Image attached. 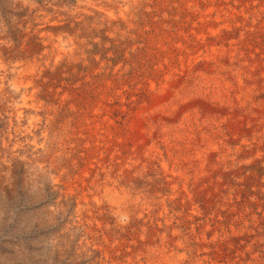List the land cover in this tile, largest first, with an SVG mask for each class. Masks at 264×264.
Here are the masks:
<instances>
[{
    "label": "rangeland",
    "instance_id": "1",
    "mask_svg": "<svg viewBox=\"0 0 264 264\" xmlns=\"http://www.w3.org/2000/svg\"><path fill=\"white\" fill-rule=\"evenodd\" d=\"M228 1L160 62L78 0H0V264H264V0Z\"/></svg>",
    "mask_w": 264,
    "mask_h": 264
},
{
    "label": "bare ground",
    "instance_id": "2",
    "mask_svg": "<svg viewBox=\"0 0 264 264\" xmlns=\"http://www.w3.org/2000/svg\"><path fill=\"white\" fill-rule=\"evenodd\" d=\"M60 12V11H59ZM238 12L228 0H78L71 17L99 16L113 27V42L125 57L143 44L154 60L189 62L202 54L196 40L208 42L211 36L225 30L227 16ZM70 18V17H69ZM59 19V18H58ZM82 19V18H81ZM91 19V18H90ZM96 19V18H95ZM66 21V20H65ZM73 21V20H72ZM98 21V20H97ZM79 22L78 20L76 23ZM81 22V21H80ZM86 22V20H85ZM91 22V21H90ZM42 23V22H41ZM40 23V24H41ZM56 24V23H55ZM82 24V23H81ZM91 24V23H90ZM44 25V24H43ZM42 25V26H43ZM64 25V24H63ZM66 25V24H65ZM77 25V24H76ZM79 25V24H78ZM99 25V24H98ZM62 26V25H61ZM97 26V25H96ZM45 27V26H44ZM91 27V26H90ZM99 27V26H98ZM102 27V26H101ZM60 28V27H59ZM55 29V28H54ZM58 29V28H57ZM68 29V28H67ZM83 29V28H82ZM100 29V28H99ZM110 29V28H109ZM112 29V28H111ZM44 30V29H43ZM52 30V29H51ZM59 30V29H58ZM86 30V29H85ZM48 31V30H47ZM89 31V30H87ZM93 31V29H92ZM96 31V30H95ZM104 31V29H103ZM106 31V30H105ZM111 31V30H110ZM42 33V32H41ZM70 33V32H69ZM86 33V32H85ZM105 33V32H104ZM35 34V33H34ZM53 34V33H52ZM77 34V32H76ZM103 34V33H102ZM108 34V33H107ZM50 35V34H49ZM78 35V34H77ZM89 35V34H87ZM82 36V35H81ZM79 36V37H81ZM92 36V35H91ZM101 36V35H100ZM104 36V34H103ZM52 37V36H51ZM88 37V36H87ZM98 37V36H97ZM96 37V38H97ZM43 39V38H42ZM74 39V38H73ZM92 39V38H91ZM109 39V38H108ZM111 39V40H112ZM76 40V39H75ZM80 40V39H79ZM78 40V41H79ZM86 41V40H85ZM102 41V40H101ZM107 41V40H106ZM104 42V41H103ZM112 41H110L111 43ZM78 43V42H77ZM93 43V42H92ZM89 44H91L89 42ZM99 44V43H98ZM105 44V43H104ZM115 44V45H116ZM125 44V47H123ZM47 45V44H46ZM111 45V44H110ZM80 46V45H79ZM205 46V45H204ZM207 46V45H206ZM144 48V47H143ZM197 48V49H196ZM87 49V48H86ZM59 50V49H58ZM50 51V50H49ZM62 51V50H61ZM82 51V50H80ZM84 51V50H83ZM143 51V50H142ZM178 51V52H177ZM47 52V51H46ZM57 52V51H56ZM63 52V51H62ZM65 52V51H64ZM72 52V51H71ZM217 52V51H216ZM220 52V51H219ZM61 53V52H60ZM73 53V52H72ZM79 53V52H78ZM210 53V52H209ZM71 55V54H70ZM151 55V56H152ZM73 56V55H72ZM101 57V56H100ZM72 58V57H71ZM83 58V57H82ZM151 58V57H150ZM77 59V58H76ZM56 60V59H55ZM60 60V59H59ZM125 60V59H124ZM132 60V59H131ZM57 61V60H56ZM90 61V60H89ZM77 59V63H78ZM83 62V61H82ZM100 62V61H99ZM150 62V61H149ZM101 63V62H100ZM69 64V63H68ZM187 64V63H186ZM103 65V64H102ZM162 65V64H161ZM185 65V64H184ZM113 66V65H112ZM120 66V65H119ZM165 66V65H164ZM101 67V66H100ZM72 68V67H71ZM117 68V67H116ZM91 70V69H90ZM117 70V69H116ZM95 71V70H94ZM120 72V71H119ZM35 73V72H34ZM116 74V73H115ZM121 74V73H120ZM119 74V75H120ZM33 77V76H32ZM29 81V80H28ZM34 82V81H33ZM114 82V81H113ZM60 85V84H59ZM24 87V86H23ZM26 87V86H25ZM22 88V87H21ZM105 89V88H104ZM35 94V93H34ZM40 96V95H39ZM90 96V95H89ZM105 96V95H104ZM101 98V97H100ZM39 99V98H38ZM99 99V98H98ZM29 102V101H28ZM94 103V102H93ZM96 103V102H95ZM23 104V103H22ZM71 105V104H70ZM102 105V104H101ZM41 106V105H39ZM103 106V105H102ZM95 109V108H94ZM93 110V109H92ZM38 112V111H37ZM40 113V112H39ZM85 113V112H84ZM18 114V113H17ZM97 114V113H96ZM96 116V115H95ZM22 117V116H21ZM88 117V116H87ZM51 118V117H50ZM90 119V118H89ZM50 120V119H49ZM41 121V120H40ZM90 124V122L88 123ZM96 124V123H95ZM92 126V125H91ZM66 127V126H65ZM92 128V127H91ZM103 129V128H102ZM78 132V131H77ZM67 134V133H66ZM47 135V134H46ZM168 136V135H167ZM58 137V136H57ZM73 139V138H72ZM79 139V138H78ZM68 140V139H67ZM165 140V139H164ZM72 141V140H71ZM77 141V140H76ZM62 142V141H61ZM79 142V141H77ZM100 142V141H99ZM66 143V142H65ZM77 144V143H76ZM80 144V143H79ZM62 145V144H61ZM83 145V144H82ZM69 146V145H67ZM59 147V146H58ZM151 147V146H150ZM66 149V148H64ZM192 149V148H191ZM149 150V149H148ZM65 152V151H64ZM156 152V151H154ZM143 153V150H142ZM173 153V152H172ZM193 153V152H192ZM147 154V153H145ZM155 154V153H154ZM160 156V155H159ZM155 157V156H154ZM162 157V156H161ZM139 158V157H137ZM183 159V158H182ZM149 160V159H148ZM169 160V159H168ZM185 160V159H184ZM190 160V159H189ZM143 161V160H142ZM191 162V161H190ZM137 165V164H136ZM154 165V164H153ZM162 165V164H161ZM130 166V165H129ZM133 166V165H132ZM174 166V165H173ZM184 166V165H183ZM192 166V165H190ZM66 167V166H65ZM128 167V166H127ZM126 167V168H127ZM154 167V166H153ZM185 167V166H184ZM129 168V167H128ZM145 168V167H144ZM175 168V167H174ZM124 169V168H123ZM136 169V168H135ZM154 169V168H153ZM172 169V168H171ZM85 170V169H84ZM128 170V169H127ZM139 170V169H138ZM117 171V170H116ZM121 171V170H120ZM124 171V170H123ZM136 171V170H135ZM157 171V170H156ZM171 172V171H170ZM173 172V171H172ZM126 173V172H125ZM140 173V172H139ZM147 173V172H146ZM155 173V172H154ZM81 174V173H80ZM127 174V173H126ZM160 174V173H159ZM124 175V174H123ZM147 175V174H146ZM180 175V174H179ZM113 176V175H112ZM125 176V175H124ZM132 176V175H131ZM167 176V175H166ZM127 177V176H126ZM129 178V177H128ZM180 179V177H178ZM103 179V178H101ZM113 179V178H111ZM165 179V178H164ZM175 179V178H174ZM162 180V179H161ZM168 180V179H167ZM166 180V181H167ZM186 180V179H185ZM108 181V180H107ZM123 181V180H122ZM128 181V180H127ZM184 181V180H183ZM75 182V181H74ZM109 182V181H108ZM112 182V181H111ZM86 183V182H85ZM84 183V184H85ZM113 183V182H112ZM126 183V182H125ZM171 184V183H170ZM172 185V184H171ZM168 186V185H167ZM131 187V186H130ZM70 188V187H69ZM165 188V187H164ZM175 188V187H174ZM86 189V188H85ZM169 190V189H168ZM71 192V191H69ZM179 192V191H178ZM137 193V192H136ZM139 193V192H138ZM156 193V192H155ZM162 193V192H161ZM160 194V193H159ZM175 194V193H174ZM83 195V194H82ZM140 195V194H139ZM169 195V194H168ZM156 196V195H155ZM177 196V195H176ZM175 197V196H174ZM87 198V197H86ZM176 198V197H175ZM174 198V199H175ZM139 199V198H138ZM162 199V198H161ZM165 199V198H164ZM163 199V200H164ZM169 199V198H168ZM81 200V198H80ZM96 200V198H95ZM98 200V199H97ZM171 200V199H170ZM138 201V200H137ZM157 201V200H156ZM87 202V201H86ZM139 202V201H138ZM169 202V201H168ZM172 202V201H171ZM84 203V202H83ZM163 203V202H162ZM136 204V203H135ZM126 205V204H125ZM170 205V204H168ZM157 206V205H156ZM100 207V206H99ZM102 207V206H101ZM163 207V206H161ZM90 208V207H89ZM105 208V207H104ZM147 208V207H146ZM181 208V207H180ZM153 209V208H152ZM136 210V208H135ZM170 210V209H169ZM161 211V210H160ZM156 212V211H155ZM165 212V211H164ZM170 212V211H169ZM172 212V211H171ZM143 213V212H141ZM140 213V215H141ZM167 213V212H166ZM91 214V213H90ZM89 214V215H90ZM175 215V214H174ZM148 217V216H147ZM155 217V216H154ZM103 219V218H101ZM153 219V218H152ZM97 220V219H96ZM95 220V222H96ZM149 220V219H148ZM161 220V218H160ZM143 222V221H141ZM102 223V222H101ZM151 223V222H150ZM157 223V222H156ZM143 224V223H142ZM104 226V225H103ZM99 227V226H98ZM104 228V227H103ZM141 228V227H140ZM142 231V230H141ZM155 231V230H154ZM107 232V231H106ZM163 232V231H162ZM173 233V232H172ZM177 233V232H176ZM175 234V233H174ZM160 235V234H158ZM178 235V233H177ZM195 235V234H194ZM128 236V235H127ZM170 236V235H169ZM175 236V235H174ZM162 237V236H161ZM181 237V236H180ZM109 238V237H108ZM157 238V237H156ZM163 238V237H162ZM107 239V238H106ZM105 239V240H106ZM108 240V239H107ZM106 240V241H107ZM156 240V239H155ZM158 240V239H157ZM154 242V241H153ZM110 243V242H108ZM114 243V242H113ZM192 243V242H191ZM121 244V243H120ZM180 244V243H179ZM157 245V244H156ZM167 245V244H166ZM125 246V245H124ZM153 247V246H152ZM159 247V246H158ZM177 247V246H176ZM147 248V247H145ZM128 249V248H127ZM189 249V248H188ZM106 250V249H105ZM110 250V249H109ZM132 250V249H130ZM179 250V249H178ZM166 251V250H165ZM180 251V250H179ZM107 252V251H106ZM132 252V251H131ZM111 253V252H109ZM128 253V252H127ZM135 253V252H134ZM139 253V252H138ZM143 253V251H142ZM146 253V251H145ZM148 253V252H147ZM160 253V252H158ZM141 254V253H140ZM130 255V254H129ZM154 255V254H153ZM181 255V254H180ZM112 257V256H110ZM126 257V256H125ZM140 257V256H139ZM150 257V256H149ZM122 258V257H121ZM133 258V257H132ZM153 258V257H152ZM157 258V257H156ZM186 258V257H185ZM111 259V258H110ZM126 259V258H125ZM129 259V258H128ZM136 259V258H135ZM149 259V258H148ZM162 259V258H160ZM130 260V259H129ZM150 260V259H149ZM158 260V259H157ZM167 260V259H166ZM163 260V261H166ZM196 260V259H195ZM131 261V260H130ZM134 261V260H132ZM136 261V260H135ZM162 261V262H163ZM168 261V260H167ZM184 261V260H183ZM108 262V261H107ZM116 262V261H115ZM119 262V261H118ZM144 262V261H143ZM129 263V262H128ZM126 264V263H125ZM140 264V262L138 263ZM150 264V263H149Z\"/></svg>",
    "mask_w": 264,
    "mask_h": 264
}]
</instances>
